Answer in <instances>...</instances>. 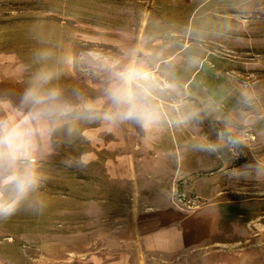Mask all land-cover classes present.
Instances as JSON below:
<instances>
[{
	"label": "rangeland",
	"instance_id": "obj_1",
	"mask_svg": "<svg viewBox=\"0 0 264 264\" xmlns=\"http://www.w3.org/2000/svg\"><path fill=\"white\" fill-rule=\"evenodd\" d=\"M196 4L0 0V51L20 55L34 77L42 68L63 70V63H52L58 54L73 57L77 72V91H64L76 110L52 125L51 149L32 160L44 181L29 199L36 203L44 195L46 208L39 214L21 210L12 223H0V248L84 246L127 214L129 209L115 204L131 193L109 191L115 186L102 175L99 161L75 163L85 149L82 130L100 120L83 115L82 105L105 107L101 88L109 83L104 76L116 65L112 60L124 55L126 62L118 65L123 67L132 51L142 59L144 33L154 55L187 58L140 63L159 85L155 102L179 106L188 120V127L171 130L184 137L173 145L179 170L174 204L204 217L211 239L264 260V0H209L191 14ZM117 38L124 39L122 48ZM63 75L61 85L68 82ZM209 144L216 150L197 147ZM8 235L12 239L4 238Z\"/></svg>",
	"mask_w": 264,
	"mask_h": 264
},
{
	"label": "crops",
	"instance_id": "obj_2",
	"mask_svg": "<svg viewBox=\"0 0 264 264\" xmlns=\"http://www.w3.org/2000/svg\"><path fill=\"white\" fill-rule=\"evenodd\" d=\"M180 1L184 6L197 2L196 11L191 12L196 14L209 0ZM140 38L147 42L141 47L143 58L138 59L132 51L128 63L159 65L168 60L187 61L182 55L170 59L164 54L154 55L147 36L143 33ZM117 41L118 48H122L124 39ZM56 42L53 39L52 47L59 50L60 43ZM123 56L118 54L112 61L122 65L126 62ZM26 63L15 52L0 51V105H3L0 114L17 107L24 91L33 84L35 77ZM52 63L64 64L63 70L61 66L53 67L52 85L63 91H77L74 58L58 54L52 57ZM61 73L68 80L64 85L59 82ZM155 74L161 75V71ZM104 105L101 109L107 110L109 105ZM156 105L160 119L147 131L133 122L111 123L100 119L95 125H86L81 132L85 143L82 156L89 164L93 161L102 164V175L115 186L108 190L131 193L130 199L117 198L115 204L117 208L129 209L127 214L115 217L110 230L100 233L95 240L91 238L84 246L50 249L14 247L11 243L0 248V264H264L251 250L226 248V243L211 239L204 217L174 204L179 170L174 163L173 145L184 137L173 136L171 130L188 127V120L177 105L158 102ZM54 127L50 135L38 140L33 157H44L51 149ZM11 218L0 223H12ZM4 238L12 239V236Z\"/></svg>",
	"mask_w": 264,
	"mask_h": 264
},
{
	"label": "clouds",
	"instance_id": "obj_3",
	"mask_svg": "<svg viewBox=\"0 0 264 264\" xmlns=\"http://www.w3.org/2000/svg\"><path fill=\"white\" fill-rule=\"evenodd\" d=\"M55 74L41 71L13 109L0 114V221H6L21 210L39 214L46 208L44 195L36 203L29 199L37 191L44 177L34 166L33 153L38 140L52 132V125L75 111L63 89L52 85ZM159 85L150 70L136 62L119 67L113 65L109 83L103 90L101 110L95 103L82 105V114L89 119H103L111 123L133 122L147 131L160 119L154 100ZM3 105H0V110ZM201 151H215L214 145H198ZM69 166L72 161L67 162ZM88 163L82 156L76 166Z\"/></svg>",
	"mask_w": 264,
	"mask_h": 264
}]
</instances>
